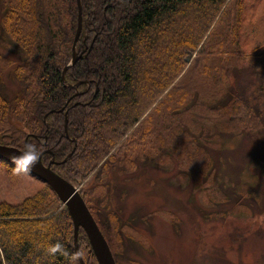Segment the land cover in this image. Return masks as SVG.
<instances>
[{
	"label": "trees",
	"instance_id": "1",
	"mask_svg": "<svg viewBox=\"0 0 264 264\" xmlns=\"http://www.w3.org/2000/svg\"><path fill=\"white\" fill-rule=\"evenodd\" d=\"M1 2L0 45L20 61L0 53V83L10 75L17 85L13 95L0 90V144L23 148L28 138L40 154L52 151L46 164L75 149L54 167L75 186L104 185L116 168L124 171L118 164L159 118L157 127L189 137L191 123L217 115L229 144L264 129V34L249 44L244 27L253 8L264 14V0L250 12L248 0H82V58L65 80L77 0ZM239 71L247 75L241 82ZM256 144L264 154V141ZM82 234L88 240L81 229L79 243ZM74 235L49 187L20 204L0 203V264H76ZM57 243L61 249L50 252Z\"/></svg>",
	"mask_w": 264,
	"mask_h": 264
},
{
	"label": "rangeland",
	"instance_id": "2",
	"mask_svg": "<svg viewBox=\"0 0 264 264\" xmlns=\"http://www.w3.org/2000/svg\"><path fill=\"white\" fill-rule=\"evenodd\" d=\"M255 1L248 0L249 12ZM251 12L255 18L244 26L249 44L264 34L263 10ZM0 53L20 61L1 45ZM238 76L240 82L247 77ZM1 89L16 92L10 75ZM157 121L147 125L149 135L136 139L133 157L118 164L124 171L116 168L104 185L77 186L117 264H264V154L251 145L258 137L264 141V129L239 134L229 144L224 136L231 135L217 115L191 123L189 137H173L171 126L166 131ZM46 187L0 162V203L20 204ZM26 222L22 226L32 227ZM79 248L87 264H98L85 234ZM74 262L80 264L78 257Z\"/></svg>",
	"mask_w": 264,
	"mask_h": 264
},
{
	"label": "water",
	"instance_id": "3",
	"mask_svg": "<svg viewBox=\"0 0 264 264\" xmlns=\"http://www.w3.org/2000/svg\"><path fill=\"white\" fill-rule=\"evenodd\" d=\"M78 4V28L74 41L73 57L69 64L65 67L63 72V78L65 80L66 73L73 68L78 61L82 58V55H79L77 52V43L81 36L83 30V6L82 0H77ZM78 86V85H77ZM77 86L73 85L72 88ZM64 110H61L63 112ZM47 118V116H46ZM46 123V120H45ZM68 118L66 115L65 127L67 132ZM37 137V136H34ZM28 143V138L25 141L24 149L13 147L10 145L0 144V161L9 163L16 167L12 157L18 156L21 152L26 150V144ZM75 149L71 152L66 159L61 162L56 161L55 159L51 161L48 165H45L43 162V156L45 154H52L50 150L43 152L40 155V160L28 172L33 176L42 180L47 184L50 189L56 194L60 202L66 206L75 229V252L78 257L80 264H85V261L80 253L79 248V234L80 230L83 229L88 237L89 243L92 247V250L96 256L98 264H117L114 254L111 250V247L103 234L100 226L98 225L96 219L94 218L91 210L89 209L84 197L80 193L79 189L75 187L71 182L63 178L61 175L56 173L53 170V166L63 165L67 163L70 158L73 156Z\"/></svg>",
	"mask_w": 264,
	"mask_h": 264
},
{
	"label": "clouds",
	"instance_id": "4",
	"mask_svg": "<svg viewBox=\"0 0 264 264\" xmlns=\"http://www.w3.org/2000/svg\"><path fill=\"white\" fill-rule=\"evenodd\" d=\"M12 160L16 165L15 170L30 172L31 168L40 160V153L37 151L35 145L31 143L26 144V150L21 152L18 156H13ZM61 245L57 243L54 246H50L49 251L55 253L61 249Z\"/></svg>",
	"mask_w": 264,
	"mask_h": 264
}]
</instances>
